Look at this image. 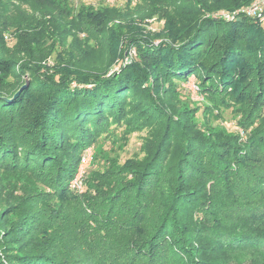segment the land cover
<instances>
[{"label": "trees", "instance_id": "trees-1", "mask_svg": "<svg viewBox=\"0 0 264 264\" xmlns=\"http://www.w3.org/2000/svg\"><path fill=\"white\" fill-rule=\"evenodd\" d=\"M132 1L0 0V264H264V21L211 16L251 0ZM118 125L147 129L141 159L103 149Z\"/></svg>", "mask_w": 264, "mask_h": 264}, {"label": "rangeland", "instance_id": "rangeland-1", "mask_svg": "<svg viewBox=\"0 0 264 264\" xmlns=\"http://www.w3.org/2000/svg\"><path fill=\"white\" fill-rule=\"evenodd\" d=\"M6 2H11L15 0H2ZM137 0H133L132 4H134ZM91 4L94 7L99 6H114V7H122L124 6V0H74V4ZM165 23L164 16L162 14L156 15L152 19H149L147 22L142 23V27L145 32L148 31L156 34L159 32ZM9 34V33H7ZM5 36L7 44L9 46L13 45L14 39L11 35ZM68 40H70L68 38ZM158 39L156 40V42ZM46 52V51H45ZM133 52V51H132ZM128 60V59H127ZM182 100L191 101L192 104L197 103L201 107L208 102L205 99V95L202 92H199L198 86L196 84L195 77H191L188 82L182 85ZM199 115V112H198ZM213 124H220L226 128L228 132L240 131V127L236 124L235 117L233 116V112L230 109H224L222 115L218 119H213ZM124 125H118L114 128V136H106L105 139H102L103 149L109 152L110 156H116L120 162H123L127 158L133 159H141L144 156V148H145V138L148 136V131L146 128L140 129L137 131H132L125 133ZM122 134V136H121ZM113 137L117 139L113 140ZM96 151V146L91 145L89 149H84L80 155V160L76 168L75 175L79 176V184L81 188L77 187L71 188L75 192H82L86 189V178L91 169L99 168L102 162L99 160L98 162L94 161V154ZM84 154V155H83ZM1 203V202H0Z\"/></svg>", "mask_w": 264, "mask_h": 264}, {"label": "built area", "instance_id": "built-area-1", "mask_svg": "<svg viewBox=\"0 0 264 264\" xmlns=\"http://www.w3.org/2000/svg\"><path fill=\"white\" fill-rule=\"evenodd\" d=\"M111 1V0H105ZM240 15L245 16H252L256 19H261L264 21V0H251L248 4L240 6L230 11L226 10H217L211 14L213 17H223L225 19H234ZM86 150L89 147L85 148ZM84 155V154H83ZM70 188L77 187L78 189L81 188L79 184V176L78 174L74 175V177L69 182Z\"/></svg>", "mask_w": 264, "mask_h": 264}]
</instances>
